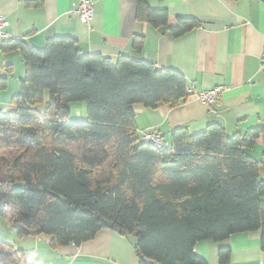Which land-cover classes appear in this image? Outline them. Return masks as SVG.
Returning <instances> with one entry per match:
<instances>
[{"label":"trees","instance_id":"trees-1","mask_svg":"<svg viewBox=\"0 0 264 264\" xmlns=\"http://www.w3.org/2000/svg\"><path fill=\"white\" fill-rule=\"evenodd\" d=\"M136 20L174 38L204 25L180 18L170 28L168 11L149 0H136ZM3 50H20L26 70L12 110L0 111V217L19 238L48 235L57 249L112 229L135 241L139 264H207L198 242L260 231L264 251V182L247 154L263 128L231 137L219 124L198 134L177 128L159 149L142 141L133 107H177L189 98L182 73L83 55L71 37L44 49L12 40ZM73 103L85 104L87 121L70 120ZM25 255L0 240V264ZM218 255L229 264L231 248Z\"/></svg>","mask_w":264,"mask_h":264},{"label":"crops","instance_id":"crops-1","mask_svg":"<svg viewBox=\"0 0 264 264\" xmlns=\"http://www.w3.org/2000/svg\"><path fill=\"white\" fill-rule=\"evenodd\" d=\"M95 17L90 25L73 16L77 0H0V17L8 22L7 40L0 44V111L12 110V99L25 77L20 50L4 51L12 40L44 49L54 37H71L83 55H101L117 62L121 56L154 64L157 69L182 73L189 88L208 92L227 88L218 100L206 105L194 97L177 107L160 104L147 109L133 107L139 132L157 131L170 143L171 132L187 128L191 134L219 124L228 136L263 128L247 154L259 162L264 182V3L260 0H149L154 10H167L169 27L180 18H196L203 27L174 38L169 31L154 29L136 20V0H92ZM139 38L141 49L133 48ZM4 83V87L1 84ZM82 104H71L70 111ZM42 107V106H41ZM43 111V108H40ZM72 114V113H71ZM72 116V115H71ZM0 240L14 244L25 254H35L36 264H139L135 241L118 231L104 229L79 246L52 249V237L19 238L0 217ZM231 248L229 264H264L261 232H249L226 241H201L195 253L207 264H221L219 249Z\"/></svg>","mask_w":264,"mask_h":264},{"label":"built area","instance_id":"built-area-1","mask_svg":"<svg viewBox=\"0 0 264 264\" xmlns=\"http://www.w3.org/2000/svg\"><path fill=\"white\" fill-rule=\"evenodd\" d=\"M73 16L78 18L81 23L90 25L95 17V8L92 0H77V8L73 11ZM8 26L3 18L0 17V44L7 40V35L4 29ZM261 62L264 65V45ZM227 88H217L208 92H196L192 88H187L186 93L189 97H194L203 104L211 105L215 103L219 97H221ZM142 141L146 144L153 145L159 149H169L170 145L163 137L155 130H147L140 132ZM35 254L28 253L22 260L21 264H36Z\"/></svg>","mask_w":264,"mask_h":264},{"label":"rangeland","instance_id":"rangeland-1","mask_svg":"<svg viewBox=\"0 0 264 264\" xmlns=\"http://www.w3.org/2000/svg\"><path fill=\"white\" fill-rule=\"evenodd\" d=\"M48 99V96H47ZM75 104H80V103H75ZM80 108L73 110L71 113L70 120L71 121H87L88 120V115H87V110L85 108V104L82 103V105H79ZM14 245V244H13Z\"/></svg>","mask_w":264,"mask_h":264},{"label":"water","instance_id":"water-1","mask_svg":"<svg viewBox=\"0 0 264 264\" xmlns=\"http://www.w3.org/2000/svg\"><path fill=\"white\" fill-rule=\"evenodd\" d=\"M260 1L264 3V0H260ZM31 235H34V232H31ZM143 261L146 264H158V263H155L153 260H149V259H144Z\"/></svg>","mask_w":264,"mask_h":264}]
</instances>
